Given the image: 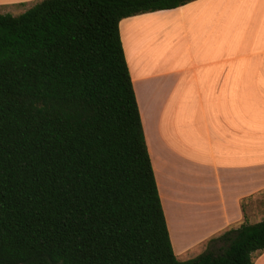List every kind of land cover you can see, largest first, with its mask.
Here are the masks:
<instances>
[{
	"label": "trees",
	"instance_id": "1",
	"mask_svg": "<svg viewBox=\"0 0 264 264\" xmlns=\"http://www.w3.org/2000/svg\"><path fill=\"white\" fill-rule=\"evenodd\" d=\"M190 1L0 13V264H255L264 219L176 255L124 52L123 18Z\"/></svg>",
	"mask_w": 264,
	"mask_h": 264
},
{
	"label": "crops",
	"instance_id": "2",
	"mask_svg": "<svg viewBox=\"0 0 264 264\" xmlns=\"http://www.w3.org/2000/svg\"><path fill=\"white\" fill-rule=\"evenodd\" d=\"M119 28L174 251L203 253L264 219V0H192Z\"/></svg>",
	"mask_w": 264,
	"mask_h": 264
},
{
	"label": "rangeland",
	"instance_id": "3",
	"mask_svg": "<svg viewBox=\"0 0 264 264\" xmlns=\"http://www.w3.org/2000/svg\"><path fill=\"white\" fill-rule=\"evenodd\" d=\"M200 251H202V250L200 248H197L196 250H194V252H192L190 254H186V256H182L180 259L184 260V259H188V258H191V257H195L196 255L201 253ZM258 254H259L258 251L253 254L254 259L257 258Z\"/></svg>",
	"mask_w": 264,
	"mask_h": 264
},
{
	"label": "bare ground",
	"instance_id": "4",
	"mask_svg": "<svg viewBox=\"0 0 264 264\" xmlns=\"http://www.w3.org/2000/svg\"><path fill=\"white\" fill-rule=\"evenodd\" d=\"M194 238V237H193ZM195 240H196V238H195ZM193 241V240H192ZM190 242V241H189Z\"/></svg>",
	"mask_w": 264,
	"mask_h": 264
}]
</instances>
